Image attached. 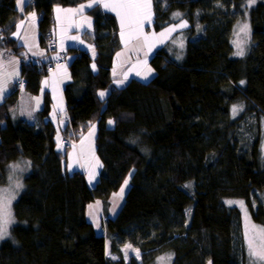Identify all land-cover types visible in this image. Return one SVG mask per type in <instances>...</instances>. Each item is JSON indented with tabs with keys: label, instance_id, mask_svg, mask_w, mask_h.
<instances>
[{
	"label": "trees",
	"instance_id": "1",
	"mask_svg": "<svg viewBox=\"0 0 264 264\" xmlns=\"http://www.w3.org/2000/svg\"><path fill=\"white\" fill-rule=\"evenodd\" d=\"M87 1L33 0L27 10L39 16L42 47L55 25L54 9ZM152 1L153 31L180 20L187 29L183 40L178 38L184 31L153 55L156 74L149 82L133 79L105 99L99 95L111 87L122 49L117 19L100 4L88 11L96 55L77 51L70 64L64 134L74 131L81 138L97 126L102 169L94 186L81 171L65 169L49 96L34 124L13 119L16 93L0 106V187L8 183L10 164L20 158L33 164L14 204L17 223L0 244V264H154L164 254L171 264H248L241 212L226 201L244 200L264 226L258 125L264 117V0L251 7L252 43L245 55H237L232 44L236 24L250 9L245 0ZM18 17L16 0H0V35L15 51L20 47L11 34ZM177 40L184 48L175 55ZM46 73L23 64L26 90L37 95ZM239 103L245 109L234 118ZM130 176L120 210L109 216L110 199ZM96 201L108 215L100 226L87 216ZM127 244L141 256L127 259Z\"/></svg>",
	"mask_w": 264,
	"mask_h": 264
},
{
	"label": "crops",
	"instance_id": "2",
	"mask_svg": "<svg viewBox=\"0 0 264 264\" xmlns=\"http://www.w3.org/2000/svg\"><path fill=\"white\" fill-rule=\"evenodd\" d=\"M121 2H125V0H121ZM126 2L144 3L145 0H126ZM32 3L33 0H27L26 4L24 0H16L19 17L15 23L11 38L20 47L18 48L19 50H13L7 44L5 36L0 35V97H2L0 98V106H3L9 96L16 93L18 99L15 107L12 109L13 119L34 124L36 122V114L43 109L45 98L49 96L51 101L49 119L56 127L58 149V138L61 139L69 127V117L63 89L71 81V61L74 59L77 51L86 50L92 56L96 55L94 20L88 14V11L95 7V5L100 4L105 11L115 15L120 29L122 49L118 51L115 65L111 70L112 85L108 90L101 91L105 94L102 97L104 99L107 98L113 88H122L133 79L143 81V75L151 72V58L159 49L168 44L171 34H174V27H168L161 32L152 30L154 20L152 0L150 9L147 7L140 9L117 7L115 10H112L111 6L114 0H91L75 7L57 6L54 9L55 25L50 35L56 38L60 51H68L69 47H71L72 52L64 62L56 64L51 69L48 67V64L55 58V55L48 56L42 49L39 16L35 11L27 10ZM89 4L92 7H88ZM105 4L110 5V7L106 8ZM81 6L84 7L81 8ZM118 12L120 15H117ZM122 19L124 22L123 38L121 37ZM69 43H71V46H69ZM23 64H33L41 69H46L47 73L42 78L41 89L37 95L29 93L24 83H22ZM150 74L152 75V73ZM92 126L94 125H91L90 128ZM65 155H67V152ZM67 157L69 158V154ZM67 162H69L68 159ZM81 169L78 171L85 174L90 186H94L100 176L101 163L97 165V175L92 178L93 184L90 183L88 169L86 171L84 167ZM94 203L90 204L87 209V216L91 222H93L91 212H98L99 210L98 203L96 205Z\"/></svg>",
	"mask_w": 264,
	"mask_h": 264
},
{
	"label": "rangeland",
	"instance_id": "3",
	"mask_svg": "<svg viewBox=\"0 0 264 264\" xmlns=\"http://www.w3.org/2000/svg\"><path fill=\"white\" fill-rule=\"evenodd\" d=\"M245 1H246V5H248L250 9L245 11L244 17L241 18L239 22L236 24L233 39H232V44L234 46L235 53H237L238 51L242 49L243 55H245L250 50L251 43H252V39H251L252 27H251V22H250V10H251V7L255 6L257 2L260 0H255V3H251L250 0H245ZM244 25H247V28L244 29V31H241ZM169 28L174 29V34L173 33L171 34L170 41L172 40L175 34H178L182 31L184 32L182 35L180 34L181 38H178V40L180 41V39L182 40L184 39L185 37L184 33L187 29V24L184 20L178 21L176 24L169 26ZM177 41H175V43L172 46V50L174 51L175 55H178L177 53H181V51L184 48L183 45H181V42L179 43V41L178 42ZM237 44H239V48L237 47ZM178 45H181V46H178ZM150 71L152 75L150 73L148 74L146 73L143 75L142 78L144 82H149L155 76L156 73L154 72L152 68H150ZM235 106L242 110H239L236 113H234L232 109L234 118L239 116V114H241L245 109V105L243 103H239ZM258 125H259L261 133L263 134L262 154L264 156V117L258 121ZM109 126L110 127L113 126V123L109 124ZM97 131H98L97 126L94 125L87 130L86 134H84L83 136H80L81 138L79 137L75 138L73 135H76V134L72 135L69 133L64 135L61 139L58 138V141H59L58 149L64 153L67 152V155L69 154V158L66 155V161H65V166H66L65 169L67 170V172L72 174L73 172L82 170L81 168L84 167L85 171L86 169H88L91 184H93L92 183L93 176H96L98 173L97 165H100V162L98 161L96 157V152H95V149H96L95 141L97 137ZM72 133H74V131H72ZM66 137L74 138V140L78 139L79 141H70V144L68 145L66 141H64ZM67 159L69 160V162H67ZM67 164H68V167H67ZM13 165H19V167L14 170L12 167ZM32 170H33V164L31 160L27 158H20L19 160L10 164L7 168L8 183L5 186L0 187V189H8L9 192L14 196V199H11L10 201V210H11V217H12L13 222L10 223L8 226V235L5 236L4 239H0V244L3 241L10 238L11 230L17 223L14 217V204L16 203V201L18 200V198L24 191L25 178L32 172ZM130 178L131 176L127 180L128 181L127 185L124 184L122 186V188L124 189L123 194L121 195V189H120L119 193L115 194L110 199L109 207H108L109 216H114L120 209L124 201V197L126 196L127 192L130 189ZM17 184L22 185V187L17 188L16 187ZM261 197H263L264 199V193H262ZM229 202H232V203H229ZM240 202H243V206H241ZM96 203H98L99 210L98 212H91V218H92V221L96 224V226H100V221L102 222L105 221L108 215L106 216V214H104V204L101 201H96L94 205H96ZM226 205L228 207L238 208L239 211L241 212L245 245H246L247 253L249 256L248 264H252V261L255 258L249 255V242L251 241L254 246L260 243V237L261 235H264V233L261 232V230H264V226L256 223L253 220L244 200L229 199L226 201ZM123 252L127 259H130L133 256H136V257L141 256L140 253L130 244H127L123 247ZM108 255L113 256L110 251L109 242H108ZM154 264H171L170 255H167V254L160 255ZM256 264H264V261L258 260Z\"/></svg>",
	"mask_w": 264,
	"mask_h": 264
},
{
	"label": "snow or ice",
	"instance_id": "4",
	"mask_svg": "<svg viewBox=\"0 0 264 264\" xmlns=\"http://www.w3.org/2000/svg\"><path fill=\"white\" fill-rule=\"evenodd\" d=\"M25 4L27 3V0H24ZM251 3H255V0H250ZM106 8L110 7V5L105 4L104 5ZM84 6H81L83 8ZM88 7H92L91 4L88 5ZM117 7H123L126 9H140L143 7L151 8V0H145L144 3H139V2H121V0H114L113 5L111 6L112 10H115ZM59 11V9H58ZM117 15H120L118 12ZM176 16H179V13L176 14ZM123 27H124V22L123 19L121 21V37L123 38ZM247 28V25H244V27L241 29V31H244V29ZM163 35V33H161ZM237 47L239 48V44H237ZM237 55H243V50L241 49L236 53ZM95 67V66H93ZM105 94L103 92L100 93V96L103 97ZM2 98V97H0ZM242 110L239 109L238 107L234 106L233 107V112L236 113L237 111ZM113 121H109V124H112ZM13 169L15 170L16 168L19 167V165H13ZM128 181L125 180V185H127ZM17 188L22 187V185L17 184ZM124 189L121 188V195L123 194ZM11 199H14V196L9 192L8 189H0V239H4L5 236L8 235V226L10 223L13 222L12 217H11V210H10V201ZM232 203V202H229ZM241 206H243V202H240ZM262 233H264V230H261ZM249 255L251 257H254L252 264H256V262L259 261H264V235H261L260 237V243L256 246L253 245V243L250 241L249 242Z\"/></svg>",
	"mask_w": 264,
	"mask_h": 264
},
{
	"label": "built area",
	"instance_id": "5",
	"mask_svg": "<svg viewBox=\"0 0 264 264\" xmlns=\"http://www.w3.org/2000/svg\"><path fill=\"white\" fill-rule=\"evenodd\" d=\"M1 31V29H0ZM70 44V45H69ZM68 45L71 46V43ZM70 48V47H69ZM43 51L45 52L46 55H55V58L48 64L49 68L52 69L56 64H60L64 62L67 59V51L64 50H59L58 45H57V40L53 35L48 34L45 40V45L42 47ZM57 53V55H56ZM69 134H75L72 133V131ZM75 138H77V135H73ZM66 143L69 145L70 141H79L78 139L74 140V138L71 137H66L64 139Z\"/></svg>",
	"mask_w": 264,
	"mask_h": 264
}]
</instances>
